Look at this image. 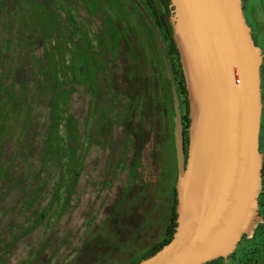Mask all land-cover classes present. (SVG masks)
Here are the masks:
<instances>
[{
  "label": "rangeland",
  "instance_id": "obj_1",
  "mask_svg": "<svg viewBox=\"0 0 264 264\" xmlns=\"http://www.w3.org/2000/svg\"><path fill=\"white\" fill-rule=\"evenodd\" d=\"M243 7L255 41L264 55V0H243ZM140 16L132 0H0V83L2 81L5 84L8 73L12 71L10 84L13 96L22 98L24 102L22 114L16 121L12 115L5 130V134L11 137L7 140V137L4 138L6 144L0 163L10 164L12 180L1 184L4 198L0 197V236L16 218L21 222H29L32 213L50 206H53L51 214L55 213L57 209L61 210L64 197L70 200L53 226L47 219L19 241L6 234L10 246L5 245L6 249L0 251V264H75L89 242L92 249L109 253L106 264H119L132 254L140 256L162 239L169 215L168 204L172 202L169 201L172 188L168 194L163 189L166 185L160 186L161 172L153 163L163 162L168 172L174 157L166 148L162 151L161 146L153 154L149 143L143 148L137 145L136 131L144 129L148 140L151 132L150 119L146 127L141 124L140 109L135 110L134 118L132 116L124 122L118 119L112 128L106 129L104 126L107 125L102 119L108 113L104 103L108 96L102 95L104 98L100 94L99 100H96L98 105L90 85H67V110L71 122L70 133L67 130L69 166L65 174L73 180L62 189L59 206L58 202L55 203L59 166H55L49 176L45 170L41 171L47 132L52 127L51 97L56 94L55 98H58L61 96L59 93L68 88L65 86L60 90L54 85L50 86L48 76L50 73L52 75L53 68L49 61L56 59L55 55L59 51L63 58L66 53V58L59 57L56 64L61 69L64 66L66 68L61 72L62 78L72 76L71 67L75 59L79 58L74 44L83 49L85 45V50H89L86 47L89 35H98L102 39L105 28H110L120 19L124 24L120 23L119 26L125 35L117 46L118 54L108 52L104 59L109 78L114 82L122 81L126 89L143 62L142 51L147 53L150 61L153 60L149 48L143 45V39L146 38L139 33L144 24ZM119 33L118 29H114V36ZM65 42L66 47L63 46ZM95 52L98 57V48ZM181 58L189 87L191 79L182 54ZM41 68L47 72L43 74ZM104 75L100 73L97 76L100 79V91L106 87ZM2 86L0 84V91L3 90ZM118 88H121L120 84ZM53 89L55 92H52ZM3 98L8 100L5 94ZM161 110H165V107ZM159 118L163 124L161 114ZM10 127L12 131L8 133ZM262 133L261 142L264 146V129ZM27 146L31 153L23 159ZM41 172L49 180L45 183L46 194L40 198V204L36 202L28 206L25 197L42 183L38 181ZM120 205L122 209L119 210ZM178 207L179 195L176 209L179 218ZM18 210H24L23 215ZM261 221V218L257 219L258 224ZM31 226L32 223L26 225ZM255 228L245 235L246 241L253 238ZM87 259L81 263L88 264L92 260L91 257ZM214 264L243 263L236 255Z\"/></svg>",
  "mask_w": 264,
  "mask_h": 264
},
{
  "label": "water",
  "instance_id": "obj_2",
  "mask_svg": "<svg viewBox=\"0 0 264 264\" xmlns=\"http://www.w3.org/2000/svg\"><path fill=\"white\" fill-rule=\"evenodd\" d=\"M171 3L191 77L190 144L187 153L169 56L155 29L172 83L180 216L171 242L138 264H209L230 258L260 218L264 55L243 0Z\"/></svg>",
  "mask_w": 264,
  "mask_h": 264
},
{
  "label": "trees",
  "instance_id": "obj_3",
  "mask_svg": "<svg viewBox=\"0 0 264 264\" xmlns=\"http://www.w3.org/2000/svg\"><path fill=\"white\" fill-rule=\"evenodd\" d=\"M132 3L134 4L135 9L141 15L140 17L143 20L144 24L142 25L139 33L144 35V37L146 38V40L143 39V45L144 47L149 48L153 60L150 61V59H148L147 57V53L144 50L142 51V54L144 53L142 55L143 62L141 63V65H139L141 69H139L138 67V70H136L137 75L135 76V78L129 80L130 85L126 89L124 88V83L122 81L114 82L109 78L106 59H104L108 52L118 54L117 46L125 35V33L119 26L120 23H123L120 21V19L119 22L115 21L110 28H105V31H103V34L101 35L103 40L98 35H96V37H90L89 35V41L86 46L88 47V49L90 48L89 50H85V45L83 49L74 44L76 49L75 52H78L77 54L79 55V58L75 59V64L71 67L72 69L70 73H73L72 76H69L65 79L61 77V72H64V69L66 70V68L64 66L61 69L59 65L56 64V61L59 57L65 59L66 53L65 58H63L62 52L60 51L55 55L56 59L49 61L51 67L53 68V73L52 75L50 73L48 76L50 86L54 85L55 88H58L60 90L65 86L67 88V85L69 84L74 85L75 83H80L90 85L95 102L98 105L99 103L97 101L99 100V95L101 94L102 96L106 94L108 96V99L107 101L105 100L104 103H106L105 109L108 113L104 114L102 119V121L105 120V125L107 126L104 127L106 129L112 128V125H115L118 122V119L120 122H124L125 120H130L132 116L134 118L135 110L140 109L142 114L140 119L142 120L141 124L146 127L147 120L150 119L151 132L150 139L148 140L146 138L147 135L144 129V131H136L137 145L139 147L142 146L141 148H143L149 143L153 148V154L156 153L155 151L157 147L161 146L160 149L162 151L166 148L170 155L174 157L173 163L170 162L172 167L168 172L166 170L165 164L163 165V162L159 164L153 163L154 165L158 166V171L161 172L159 177L160 186L163 187V185H166L163 189H165L166 193L168 194L172 188L171 198L169 199V201L172 202L168 204L169 215L166 221L167 224L162 239L155 245L151 246L140 256H134V254H132V256L129 257L125 262L119 264H138L141 261L154 256L165 245L171 242L178 227V214L176 211L178 204V191L176 187L179 180V168L178 155L176 151V138L174 133V98L172 92V83L169 79L163 52L161 50L155 29L158 30L166 46V50L169 56L170 65L174 76V82L176 84L178 96L180 99V108L182 113V122L184 127L187 153L189 151L190 129L192 124L190 94L182 63L181 52L175 40L174 26L172 23L174 8L171 6V0H138V2L136 0H132ZM146 14L151 18L152 22L155 25V28L152 27V25L148 21ZM126 28L127 26H125V29ZM114 29H118L120 31L118 36H114ZM95 41H97V43ZM136 43H138V40H136ZM63 46L66 47V42ZM144 47L141 48L143 49ZM96 48H98V57L97 53L95 52ZM41 70L43 71V74L47 72L46 69L41 68ZM81 71L82 76L80 75ZM11 72L8 73L7 78L4 81L5 84H3L2 81L0 83L3 85L1 87V90L2 88L3 90L0 91V159L3 158L4 146L6 144L4 138L7 137V140L11 137L10 134H5L6 128L8 129V121L11 120L12 115L16 121V119H18V117L22 114V108L24 106L22 98L17 99L13 96V90L11 87L12 85L10 84V82H12L10 78ZM100 73L105 74L104 76L106 77V87L103 89V91H100V79L98 78V74ZM112 82H114V84ZM118 84L121 85L120 89L118 88ZM68 89L69 87L65 89L64 92L59 93V95L61 96H59L58 98H55L56 94H54V97H51L52 101H50L52 102V127L47 132V142L45 144L43 165L41 170H45L49 176V172H51V170H53L55 166H59V178L56 181L57 183L55 186V189L57 190V193L55 194V203L58 202L57 206H59L61 203L62 189L65 185L66 187L69 186V184L73 180L68 179L65 174L66 172L68 173L67 167L69 166L67 160L69 150L68 132L69 123L71 122V117L68 115L67 110L69 105L67 92ZM54 90L55 89H53L52 92H55ZM4 94L8 96L7 101H5L3 98ZM107 107L109 109H107ZM163 107H165V110H161L163 109ZM32 109H34L33 106ZM162 111L164 112L162 113ZM159 114L162 115L163 124H161ZM168 127H171V130H168ZM9 129L10 130H8V133H11L12 127H10ZM30 153L31 151H29V147L27 146V148L24 150L23 159H25V157H27ZM10 168V164H5V162L1 161V198H4V195L2 194L3 191L1 184L10 183V181L12 180L11 175L9 174ZM40 175L41 176H39L38 181L42 183L25 197V201L28 206H31L36 202L40 204V198H42L46 194L45 183L49 182L48 176L43 177L42 172L40 173ZM75 180L77 181V178ZM64 198V203L61 204L62 212L61 210L59 211L57 209L55 213L51 214L53 206H50L49 208L46 207L40 209V212L38 211L36 213H32L29 217L31 218L29 222H21L18 220V218H16L12 223H9L7 229L4 230L2 232V235L0 236V251L6 249L5 245L10 246V243L8 242L9 238L6 239V234L11 238L14 237L15 241H19L21 238L25 237V235L31 233L30 231L32 229H36L41 226L47 219L50 220L49 224L53 226L56 221L62 216L65 207L70 203L69 197ZM118 209H122V205H120V208L118 207ZM23 211L24 210H18L19 214L21 215H23ZM55 214L57 215V217H54ZM29 223H32V226L26 227V225H28ZM91 245V242H89L83 248L81 256L78 258V261H76L75 264H82L81 262L85 261V259L89 260L87 259L89 257H91L92 260H90L88 264H106L105 261L108 259V257H110L109 253L105 254L106 252L104 253V251L98 252L94 248L92 249ZM104 249L106 250V247H104ZM111 249L113 250V248ZM37 250L39 251V248H37ZM236 255L239 256L243 264H264V222L258 225L251 240L246 241V236H244L242 242L239 244L237 250L231 257H235ZM216 261H213L209 264H214Z\"/></svg>",
  "mask_w": 264,
  "mask_h": 264
},
{
  "label": "flooded vegetation",
  "instance_id": "obj_4",
  "mask_svg": "<svg viewBox=\"0 0 264 264\" xmlns=\"http://www.w3.org/2000/svg\"><path fill=\"white\" fill-rule=\"evenodd\" d=\"M245 12V11H244ZM250 25V24H249ZM252 33H253V31H252ZM253 36H254V34H253ZM254 39H255V36H254ZM256 42V41H255ZM257 45H258V43H256ZM263 51V50H262ZM263 64H264V61H263ZM262 75H263V85H264V69L262 68ZM263 92H264V87H263ZM262 129H264V125L262 126ZM262 136H263V133H262V135H261V140H262ZM264 146H263V144H262V142H261V151H262V153L264 154ZM259 202H260V209H259V215H260V218L262 219V221L261 222H259V224L260 223H263L264 222V167H263V190H262V193H261V195H260V199H259ZM258 223H257V226H256V228L258 227V225H259ZM255 228V229H256Z\"/></svg>",
  "mask_w": 264,
  "mask_h": 264
},
{
  "label": "bare ground",
  "instance_id": "obj_5",
  "mask_svg": "<svg viewBox=\"0 0 264 264\" xmlns=\"http://www.w3.org/2000/svg\"><path fill=\"white\" fill-rule=\"evenodd\" d=\"M185 63H186V70H187V74H188V76L190 77V71H189V68H188V65H187V62H186V60H185ZM190 79H191V77H190ZM254 229V228H253Z\"/></svg>",
  "mask_w": 264,
  "mask_h": 264
}]
</instances>
